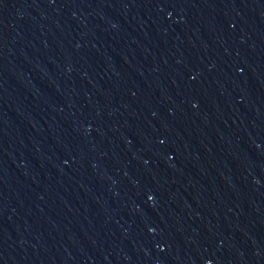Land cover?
<instances>
[{"label": "water", "instance_id": "95a60500", "mask_svg": "<svg viewBox=\"0 0 264 264\" xmlns=\"http://www.w3.org/2000/svg\"><path fill=\"white\" fill-rule=\"evenodd\" d=\"M0 264H264V0H38L0 52Z\"/></svg>", "mask_w": 264, "mask_h": 264}]
</instances>
